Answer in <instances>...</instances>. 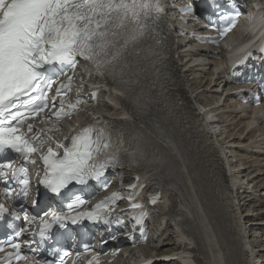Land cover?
Listing matches in <instances>:
<instances>
[{
    "label": "snow or ice",
    "instance_id": "obj_1",
    "mask_svg": "<svg viewBox=\"0 0 264 264\" xmlns=\"http://www.w3.org/2000/svg\"><path fill=\"white\" fill-rule=\"evenodd\" d=\"M210 7L217 11L220 5L217 0H212ZM181 12L194 15V8L187 5ZM163 13L159 0H0V157L4 158L0 160V183L9 185L11 176V180L21 186L17 199L27 198L30 181L26 166L13 167L15 161L9 153H18L27 162L28 157L37 151L38 146L18 133L23 130L25 120L35 118L49 107L48 94L59 76L74 70L79 57L90 62L99 75L110 78L114 84H130L128 56L137 51L144 38L156 31ZM218 15L224 19L222 14ZM205 27L217 30L214 22L205 24ZM229 30L219 29L221 37ZM208 39L217 42L215 38ZM68 79L70 84L72 77ZM62 87L56 88L57 97L67 94ZM121 94L128 95L138 113L146 107L147 101L142 95L130 93L127 88ZM80 102L77 98L67 107L75 111ZM52 106L55 107V99ZM64 109L65 104L61 101L56 119L61 118ZM27 131H33L32 125L27 126ZM124 144L121 134L113 136L105 128L86 126L72 138L69 146L57 143L56 149L48 148L47 155L42 158L45 174L39 183L56 197H61L63 190L73 183L83 186L96 181L102 190H106L109 183L102 177L109 168L120 166L121 153L126 152ZM59 149H63L62 155ZM132 156L134 159L145 158L139 150ZM139 187L142 186L130 185L126 196L113 193L88 212L77 211L87 202L86 199L79 194L71 195L66 202L67 211L53 212L51 218L43 220L38 231L33 233V237H39L38 247L42 248L46 240H51L49 233L53 225L64 228L69 221L75 224L83 219L109 223L105 214L114 209L117 199L129 201L134 212L133 220L141 224L144 213L135 212L142 209L137 200L139 193L136 189ZM3 191L6 198H11L15 188L9 185ZM159 198V194L151 196L150 203L156 205ZM5 210V205L0 203V213ZM71 212L77 214L73 216ZM43 216H48V212L45 211ZM116 222H120L119 217ZM25 231L28 229L20 228L15 236L19 237ZM23 243L9 238L6 246L15 253L9 254L3 264L29 259L21 253ZM35 243L34 238L28 241V246ZM88 247L85 245V250ZM3 251L4 247H0V252ZM55 251L49 249L48 255L53 256ZM35 264H55V261L35 260ZM59 264H63V259Z\"/></svg>",
    "mask_w": 264,
    "mask_h": 264
},
{
    "label": "bare ground",
    "instance_id": "obj_2",
    "mask_svg": "<svg viewBox=\"0 0 264 264\" xmlns=\"http://www.w3.org/2000/svg\"><path fill=\"white\" fill-rule=\"evenodd\" d=\"M234 2L245 11L244 16L253 13L251 17L254 14L259 17L257 24L264 21L262 0ZM247 26L248 22L244 20L243 29ZM256 27L264 33V25ZM240 36L246 39L240 41ZM250 37L251 33L245 35L244 31L241 34L233 31L223 44L229 45L228 40L231 39L241 46ZM254 40L255 38H251L248 44ZM176 44L182 53L177 57L178 62L183 59L199 61L189 73L183 76L178 74L176 77L179 96L185 95L187 98L186 92L190 91L197 98V108L188 105L186 116L177 118L171 115L167 104L156 105V115L166 126V129L160 131V136L152 133L139 119L137 122L143 130L151 132L146 142L155 144L161 150L163 149L159 143L164 142L167 148L174 150L171 155L172 166L167 163V168L161 171L162 175L172 171L173 176L169 182L163 178L161 181L163 185H176L180 189L178 199L181 206L171 214L154 213L156 221L158 220L157 228L150 225L147 242H139L137 247L141 248V253L147 258L154 260L153 264H264L263 234L250 235L251 231L246 229L247 223L250 227L256 226L255 230L258 232L264 229V102L252 112L249 102L242 103L244 100L249 101V93L239 94L242 89L246 90L253 84L238 87L232 79L218 74L212 85L222 62L207 58L210 52L187 50L186 40L178 39ZM186 66L191 67L190 64ZM254 69L258 70L256 66ZM259 81H264V78L260 77ZM225 90L233 92L226 98L223 106L214 109L213 106L218 104ZM101 107L112 112L111 114L121 113L120 109L108 107L104 103ZM194 113L203 116L205 122L215 114L219 122L208 123L209 126L199 128V134L195 137L181 120L192 119ZM249 122L259 127L246 132ZM214 132L220 135L216 140L220 145L217 149L210 138L215 139ZM162 133L170 138L166 140ZM201 139L208 145L206 149L198 144ZM141 151L145 158H150L146 150ZM167 161H170L169 157ZM256 202H259L258 206L249 207ZM252 217L255 219L251 220ZM175 222L181 225L177 226ZM169 227H172V233H168L172 240L160 245ZM185 237L194 244V251L183 260L155 261L183 254L186 249ZM151 245L155 247L148 251L147 248ZM118 249L119 247H115V250ZM193 256L199 259H194Z\"/></svg>",
    "mask_w": 264,
    "mask_h": 264
},
{
    "label": "rangeland",
    "instance_id": "obj_3",
    "mask_svg": "<svg viewBox=\"0 0 264 264\" xmlns=\"http://www.w3.org/2000/svg\"><path fill=\"white\" fill-rule=\"evenodd\" d=\"M253 205H249V207H253V206H258L259 205V202H256L255 204L254 203H252ZM242 205V204H241ZM240 206V205H239ZM261 208H262V206H261ZM243 209H250V208H242V210ZM250 210H252V208L250 209ZM250 214L252 213V211H250L249 212ZM259 213V212H258ZM254 215H256L255 213H253ZM255 218H251V220H254ZM247 221V220H246ZM152 223H151V226H152V228H157V222H158V220L156 221V218L154 217V215H153V220L151 221ZM249 222H256V221H249ZM246 229H247V231L248 230H250L251 231V233H250V235H252L253 233H254V235H258V234H263V236H262V238H264V229L263 230H261V231H259L258 232V230H255L257 227L256 226H251L250 227V225L247 223L246 224ZM171 229H172V227H169L168 229H167V231H166V234L164 235V237L162 238V241H161V243H160V245L162 244V242H170V240H172V239H170V235L168 234V233H172V231H171ZM253 230V231H252ZM263 231V232H262ZM157 236V235H156ZM251 240H253V239H251ZM155 246L154 245H151V246H149L148 248H147V250L149 251V250H151V249H153ZM167 247H170V246H167ZM160 248V247H159ZM162 251V250H161Z\"/></svg>",
    "mask_w": 264,
    "mask_h": 264
}]
</instances>
